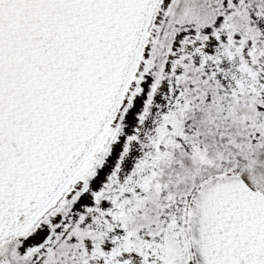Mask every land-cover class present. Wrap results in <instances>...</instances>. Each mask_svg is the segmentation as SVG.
<instances>
[{
	"label": "snow or ice",
	"instance_id": "obj_1",
	"mask_svg": "<svg viewBox=\"0 0 264 264\" xmlns=\"http://www.w3.org/2000/svg\"><path fill=\"white\" fill-rule=\"evenodd\" d=\"M0 264H264V0H0Z\"/></svg>",
	"mask_w": 264,
	"mask_h": 264
}]
</instances>
